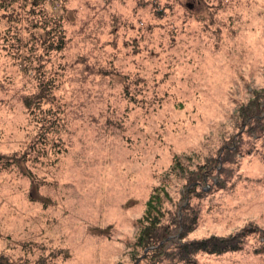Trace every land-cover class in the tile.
<instances>
[{
    "label": "rangeland",
    "instance_id": "374dc122",
    "mask_svg": "<svg viewBox=\"0 0 264 264\" xmlns=\"http://www.w3.org/2000/svg\"><path fill=\"white\" fill-rule=\"evenodd\" d=\"M10 1L0 262L264 264V125L241 115L264 88V0ZM46 13L63 19L61 52L47 50ZM43 82L53 93L36 114L25 99ZM224 157V189L191 193ZM201 242L240 250L180 258Z\"/></svg>",
    "mask_w": 264,
    "mask_h": 264
},
{
    "label": "trees",
    "instance_id": "16d2710c",
    "mask_svg": "<svg viewBox=\"0 0 264 264\" xmlns=\"http://www.w3.org/2000/svg\"><path fill=\"white\" fill-rule=\"evenodd\" d=\"M0 2L4 5L5 8L8 6L11 7L12 4L10 3V0H0ZM48 3H51V5H54V0H32L31 6L32 10H39L40 12H44L46 10V5ZM10 9V8H9ZM47 15V16H46ZM44 16V20L42 21L44 23V26L46 29H49L47 32V50L48 52H61L65 49L66 46V34L63 26V19L61 17H50L46 13ZM50 17V18H49ZM45 79V77H43ZM52 88H47V84L43 82L40 86V90L38 94L34 95L33 97L26 98L25 99V105L27 109L29 110H36V114L38 113V110H40V107L45 104V102L50 101V98L52 96ZM264 104V88L260 91L253 94L252 99L250 100L249 104L247 106L242 107L241 115L244 116V123L247 121L253 122V124H257L259 129H261V126L264 125V116L262 111V105ZM34 112V111H32ZM261 125V126H260ZM230 148V145L224 147L222 149V152L231 153L228 149ZM237 150V149H235ZM233 149V151H235ZM237 153V151L235 152ZM10 158L8 157H2L0 156V161L5 160L7 162V166L13 165L14 163H10ZM216 163V165L212 164H206L202 167V171L200 173L195 174V176L191 179L190 185H191V193H193L197 189H204L208 188L209 185L210 188L215 189H224L226 186V181H222L220 178V174H222L225 171V167H230L231 165L235 164V159L233 157H224L222 160L214 159L213 161ZM221 166V167H220ZM181 160L180 158H176L175 163L173 164L171 170L176 171L177 169H181ZM152 209H155L153 206H149L148 210V216H152ZM255 231L253 229L247 231L245 235H253ZM264 243V233L261 237ZM206 242H201V244H194L191 246H181V259L182 260H188L191 261V256L196 255L199 252L209 253V254H224L226 252H235L237 250H240V246L237 243H228V242H209V246H206ZM196 247V248H195ZM198 247V248H197ZM175 258V256H174ZM157 259V258H155ZM174 260V259H173ZM159 260H154V262H157ZM4 262H0V264H3ZM5 264V263H4Z\"/></svg>",
    "mask_w": 264,
    "mask_h": 264
}]
</instances>
